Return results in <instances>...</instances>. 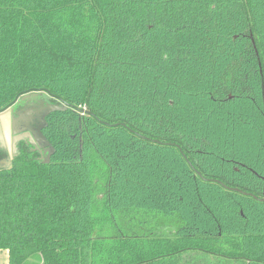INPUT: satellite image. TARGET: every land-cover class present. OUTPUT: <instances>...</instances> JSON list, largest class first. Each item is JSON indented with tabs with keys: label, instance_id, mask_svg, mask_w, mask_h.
<instances>
[{
	"label": "trees",
	"instance_id": "obj_1",
	"mask_svg": "<svg viewBox=\"0 0 264 264\" xmlns=\"http://www.w3.org/2000/svg\"><path fill=\"white\" fill-rule=\"evenodd\" d=\"M32 90L68 107L0 168L7 264H264V0H0Z\"/></svg>",
	"mask_w": 264,
	"mask_h": 264
},
{
	"label": "flooded vegetation",
	"instance_id": "obj_2",
	"mask_svg": "<svg viewBox=\"0 0 264 264\" xmlns=\"http://www.w3.org/2000/svg\"><path fill=\"white\" fill-rule=\"evenodd\" d=\"M54 101L57 103H60L57 99L53 100V97H51L50 101ZM57 100V101H56ZM62 104V103H61ZM17 102L9 109V112H11V118L18 120L15 124L11 123V128H12V138L16 139H21L20 141L17 140L15 143L16 149L18 151H21V148H28V140L25 139V135L27 131L23 129L25 124L30 123L31 127L35 130V135L33 136L32 142L31 143H36V150L38 153L43 154L47 156V158H50V154H52V149H50L45 141L43 140L42 137V128L45 124V117L46 115L39 114L37 112L38 107L40 105H36L35 103L31 105H18ZM36 110V111H35ZM25 139V140H23ZM30 142V140H29ZM39 144H42V148L38 147ZM11 150L14 151V147L11 148ZM8 151V153H7ZM4 156L0 157V168H5L9 167L11 165L12 159L17 155L14 154V152L8 150L7 148L5 149Z\"/></svg>",
	"mask_w": 264,
	"mask_h": 264
},
{
	"label": "rangeland",
	"instance_id": "obj_3",
	"mask_svg": "<svg viewBox=\"0 0 264 264\" xmlns=\"http://www.w3.org/2000/svg\"><path fill=\"white\" fill-rule=\"evenodd\" d=\"M23 104H20L21 105H24V106H29L33 103H35L36 105H40V106H37L38 110L37 112H39V114H43V115H47L49 113H51V111H53L54 109H59L60 107H62L63 105L61 103H57V102H54V101H50V98H48V96L46 94H40V95H36V94H32L30 96H28L27 98H25L23 100ZM35 110V111H36ZM9 120H8V117L6 116V121L8 120L10 122V125L11 123H13V125L15 126L16 122L18 120L16 119H12L11 118V112H9ZM1 118V117H0ZM3 121V120H2ZM0 123L2 124L1 122V119H0ZM25 127L23 129H25L27 131L26 135H25V139L28 140V148L30 149H33L34 146H36V143H31L32 142V139H33V136L36 134L35 133V130L31 127L30 123H27L24 125ZM0 135H1V138H0V157L4 156V152H5V149L7 148L8 150L14 152V154H18L19 151L18 149H16L15 147V143L17 142V140H21L20 138L19 139H14L12 138V128L10 127V130H4V127L0 126ZM9 136V137H8ZM10 139V141L8 142V140ZM23 139V140H25ZM30 140V142H29ZM14 147V151L11 150V148ZM40 148H42V144H39ZM36 148V147H35ZM8 153V151H7ZM0 264H7V256H6V253L5 252H0Z\"/></svg>",
	"mask_w": 264,
	"mask_h": 264
},
{
	"label": "water",
	"instance_id": "obj_4",
	"mask_svg": "<svg viewBox=\"0 0 264 264\" xmlns=\"http://www.w3.org/2000/svg\"><path fill=\"white\" fill-rule=\"evenodd\" d=\"M31 92H42V90H32V91H26V92H23V93H21L20 95H18L16 98H15V100L11 103V104H9L6 108H4L3 110H0V119H1V122H2V124L0 123V126H2V127H4V130H10V122L8 121L9 120V109L20 99V97H22V96H25V95H28V94H30ZM51 97H53V99H57L60 103H62V107H60L59 109L57 108V109H54L53 111H51V113L52 112H54V111H57V110H65L68 106L66 105V103H64L62 100H60L59 98H57V97H55V96H53V95H51V94H49ZM74 109H76V110H78V111H80V112H82V113H84L85 112V110H82V109H77V108H74ZM88 113V112H87ZM6 116L8 117V120L6 121ZM3 120V121H2ZM114 126H117V125H114ZM1 132V131H0ZM9 137V136H8ZM0 138H1V135H0ZM10 141V139L8 140V142ZM227 188V187H226ZM227 189H229V190H233V191H237V192H240V193H243V192H241V191H239V190H237V189H232V188H227ZM243 194H245V193H243Z\"/></svg>",
	"mask_w": 264,
	"mask_h": 264
}]
</instances>
